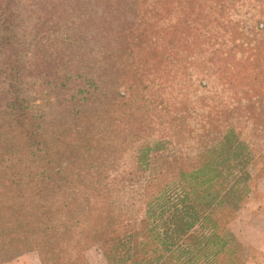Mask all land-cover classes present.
<instances>
[{"label":"trees","instance_id":"trees-1","mask_svg":"<svg viewBox=\"0 0 264 264\" xmlns=\"http://www.w3.org/2000/svg\"><path fill=\"white\" fill-rule=\"evenodd\" d=\"M51 3L0 0V263L242 264L222 218L264 150V0L251 17L244 0ZM65 6L87 46L38 26Z\"/></svg>","mask_w":264,"mask_h":264},{"label":"rangeland","instance_id":"rangeland-1","mask_svg":"<svg viewBox=\"0 0 264 264\" xmlns=\"http://www.w3.org/2000/svg\"><path fill=\"white\" fill-rule=\"evenodd\" d=\"M23 1H42L44 2V5L39 9L40 13L39 16H43L46 12L52 10L56 4L51 3L54 0H23ZM255 0H244V4L242 3H238L237 5H235L234 7V11L236 12L235 15H237L236 17H242L245 15L248 16H253V13H248L247 9L252 5V3ZM35 4V3H34ZM22 6L24 7V2L22 3ZM96 9L94 11V14L92 15V22H94L96 20V22H100L102 23V15H101V7H102V1L98 4L95 5ZM64 17L62 19H57V20H49L48 24H43V23H39L37 21V24L40 28H42L43 30L51 33L52 32V28H56L58 29L59 27H63V29L65 28L66 32L68 34H66L67 37H70L74 40V42L76 44H81L83 47L87 46V39H88V34L85 31L84 28H80L82 26H84V23H86L89 20L88 14L85 11H78L75 7H70V9H68L67 6L64 7ZM22 18H26V15L21 14ZM23 21V19H22ZM23 24V23H21ZM94 34H97L96 32H94ZM134 39V38H133ZM125 40H122V42L124 43ZM127 43V42H126ZM123 44L122 46L126 45ZM28 60V59H27ZM111 61V60H110ZM30 63H32V61H30ZM114 63L116 64L115 61H112V63L110 64L111 67L114 65ZM25 66V63L23 64ZM99 76V73H95L92 76H90V78L95 79ZM138 75L134 74L133 75V80H138ZM89 79V80H92ZM149 78H145V85H147V80ZM99 89L102 91H105L107 88L103 87V86H99ZM146 92V91H143ZM141 95H143L145 97V99H149V93H142L140 92ZM140 93H138V95L140 96ZM153 99V98H150ZM54 100V98H50V101ZM151 113L152 110H151ZM162 121V120H161ZM150 123H152L153 125H156V121L154 120V118L152 117L151 120H149ZM166 127H168L167 125H165ZM165 127V128H166ZM164 128V129H165ZM158 133V132H156ZM155 133V134H156ZM165 133V131L160 132V134L158 136H155V138L153 139H158L159 137H161L163 134ZM167 149L174 151L177 149L174 148L173 145L169 144L167 146ZM264 150L261 153V155L254 160V162L252 163V166L250 168V174L253 177V180L251 181V189L254 191V193L256 194V192H258L257 190H259V192L264 191V183L261 180V176H263V171H264ZM127 162L131 163V160L129 158H127ZM127 165L126 166V171L125 174H127L126 179H129L132 177L133 173H131V169H129V167L131 166ZM256 190V191H255ZM258 192V193H259ZM256 194V197L257 198ZM251 204V202L249 201H245L244 204L241 206L240 210L238 211V213H229L226 216H224L222 218V223L223 226H226L227 229H229L230 232H232L231 230V226L233 225V223L237 220H239L240 217H242V213L243 210L246 209V205ZM135 207H138V203L135 204ZM245 250L247 251V254L243 261L242 264H264V257L261 256V254H259L257 251H255L252 248H249L247 246H244ZM85 258L88 262V264H107L106 261L103 259L101 253L96 250V249H91L90 251H88L85 255ZM0 264H41V262L39 261L38 257L34 254H27L24 256H21L9 263H0Z\"/></svg>","mask_w":264,"mask_h":264},{"label":"crops","instance_id":"crops-1","mask_svg":"<svg viewBox=\"0 0 264 264\" xmlns=\"http://www.w3.org/2000/svg\"><path fill=\"white\" fill-rule=\"evenodd\" d=\"M261 180L264 183V171ZM258 192L255 198L252 190L247 199L251 204L245 206L242 217L233 223L231 230L243 246L254 249L264 257V191Z\"/></svg>","mask_w":264,"mask_h":264}]
</instances>
